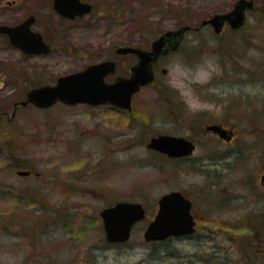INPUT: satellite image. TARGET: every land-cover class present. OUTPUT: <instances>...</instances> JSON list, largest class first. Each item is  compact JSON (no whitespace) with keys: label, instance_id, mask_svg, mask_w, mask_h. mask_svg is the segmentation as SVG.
I'll return each instance as SVG.
<instances>
[{"label":"rangeland","instance_id":"rangeland-1","mask_svg":"<svg viewBox=\"0 0 264 264\" xmlns=\"http://www.w3.org/2000/svg\"><path fill=\"white\" fill-rule=\"evenodd\" d=\"M91 1L93 14L69 23L56 13L53 0H0V24H17L35 14V30L52 46L48 54L28 55L0 33V264H93L80 256L76 245L91 250V244L106 238L100 211L119 200L143 203L148 218L133 228L123 247H115L117 255L110 251L102 264H137L141 259L144 264H237L238 253L228 259L223 255V261L212 255L210 259L212 241L195 246L206 233L224 251L233 244L225 236L243 232L220 230L218 218L210 214L209 220L203 207L198 212L209 227H201L195 242L188 237L145 240L144 231L164 193L182 189L203 197L207 190L200 166L170 161L146 143L163 132L189 134V124L178 120L190 114H198L201 121L225 117L236 122L241 67L254 78L262 75L264 0H255L258 7L240 32L226 28L218 35L209 26L189 31L179 50L161 58L156 80L135 96L133 111L139 114H132L131 122L122 110L105 105L30 104L19 105L14 113L15 104L35 87V78L24 79L28 74L42 72L40 77L53 84L95 57H107L114 48H149L164 31L198 26L236 2ZM135 60L134 55L120 58L119 73H127ZM8 63L13 69L20 66L21 79L11 77ZM221 95L228 96L226 105L220 104L225 101ZM11 155L19 161H12ZM19 169L33 174L20 176Z\"/></svg>","mask_w":264,"mask_h":264},{"label":"flooded vegetation","instance_id":"flooded-vegetation-1","mask_svg":"<svg viewBox=\"0 0 264 264\" xmlns=\"http://www.w3.org/2000/svg\"><path fill=\"white\" fill-rule=\"evenodd\" d=\"M82 1L89 2L93 5L92 11L88 13L93 14V11L95 9L94 3L91 0ZM253 1V7L246 10L244 23L237 29L231 28L230 23L226 21L221 31L219 32L215 31L213 25L209 23L206 25H203L201 23L200 25L187 30L177 49L170 50L165 54L159 55L157 60L153 63L155 78L151 83L156 80L161 58L165 55L179 50L182 46L186 34L189 31H198L204 26H209L211 30L218 35L224 34L226 28H229L231 31L233 30L240 32L247 23L248 14L252 11H255L258 7L256 1ZM85 15L78 16L75 19L64 17L62 15L61 16L67 22L74 23L81 21ZM35 16L37 21L38 17L37 15ZM43 36L47 41L46 36L44 34ZM151 47L152 42L149 48L144 49L151 50ZM117 48H114V50L111 51V53H109L107 57L100 59H97V57H95V59L91 63L85 65L83 68H81V70L85 69L91 64L98 63L104 60H110L115 62L116 68L113 73H110L105 77V80L107 82L115 81L118 76H130L132 73V66L138 62L139 58L134 53H119L117 51ZM130 55H134L136 57L135 62L130 66L127 73H119L120 58ZM166 70L167 69L164 68V71ZM261 71L262 75L259 78H254L252 74L248 73L244 66L241 67L240 73L244 75V78L240 79V91L236 97L237 101L235 100L236 108L238 110L236 114H239L236 117L237 120L235 123H229V120L225 119V117L222 119L208 117L206 120L201 121L202 119H199L198 114H190V116H188L186 119L183 118L178 120L179 123L183 125L186 124V122L189 124V134L185 135L182 133L166 132L158 134H168L188 139L194 145V149L190 154L170 156L165 152L149 148L147 144L153 136L146 143V146L150 150H153L161 157L163 156L170 161L180 163L187 162L195 166H200L205 174L204 178L207 188L206 193L203 197H199L198 194L189 195L182 189H175L183 191L186 197L191 200V212L196 222L195 229L189 235L169 237L167 239L157 241L164 242L174 238L178 239L188 237L195 242L194 237L201 230V227L204 228L203 230H206L209 227V224H207L206 222L202 223V216L198 212L199 209L203 207L205 211L208 210L206 216L209 215L207 216L209 217V220L210 214H214L215 218H218L219 223L221 224L220 230L226 229L233 232L243 230V232L239 235L229 233L226 236L221 233L222 236H225V238L227 237V240H230L231 243H233L230 248H226L224 249V251L221 248L222 244L219 245V242L208 239L207 237L211 236L207 235L206 233H204V239L196 240V247L208 245L209 241H212L214 242L213 245H208L210 250V259L211 255L214 258H221V260L223 259V255H225L226 259H228L229 254L238 253L239 259L237 260V264H264V118L260 119L257 115L264 114V66L261 67ZM151 83L144 86L143 88L151 85ZM249 85L253 86L251 90H248L247 88ZM139 92H137L133 96L131 110L122 109L109 103L97 106L105 105L122 110L120 112L124 113L123 115L127 116L126 119L131 122V115L139 114L133 111V101L135 96ZM219 97L221 100H225L220 104L225 103L226 105V99L228 96L226 97L221 95ZM32 174L33 172L31 171L30 175ZM36 174L39 175L38 172ZM114 203L110 205H113ZM145 208L146 216L144 219L148 218V208L146 206ZM154 217L151 218L149 223L154 219ZM139 222L140 221H138L133 226V228ZM104 232L106 235L105 227ZM130 239H128L127 241H110L106 235L105 239H100V243L91 244V250L86 249L84 251L83 245L85 244H78L76 246L78 247L77 251L81 252L79 253L80 256L82 257L84 255L85 259L88 260V263L102 264L109 258L110 251L114 250L117 255L115 247H123ZM236 240L238 241L236 242ZM102 242L103 244H101ZM261 244H263V246H261ZM205 253L206 251H204V255ZM235 260L236 259L234 258V261ZM115 264L121 263L115 262ZM123 264H131V262L129 261ZM137 264H144V260L141 259Z\"/></svg>","mask_w":264,"mask_h":264},{"label":"water","instance_id":"water-1","mask_svg":"<svg viewBox=\"0 0 264 264\" xmlns=\"http://www.w3.org/2000/svg\"><path fill=\"white\" fill-rule=\"evenodd\" d=\"M53 1V8L58 14L72 19L88 14L93 9L91 3L82 0ZM253 5V0H236L231 10L212 14L204 19L202 24L209 23L219 32L228 21L231 28L237 29L245 21L246 10ZM35 22L36 16L30 14L17 24L1 23L0 32L8 36L12 45L25 53L37 55L49 53L52 46L40 31L33 28ZM191 28V25L185 24L177 29L164 31L153 40L151 50L140 46H119L117 48L119 53H134L139 58L132 66L130 76H118L115 81L107 82L105 77L115 71L116 65L114 61H100L83 70L62 75L53 84L31 88L26 98L15 104L14 113L19 105L33 104L38 108H50L58 102L67 105L88 103L94 106L109 103L131 110L134 94L155 78L153 63L159 55L177 49L185 32ZM147 146L170 156L190 154L194 149V145L188 139L168 134L153 136ZM16 173L28 176L31 171L19 169ZM158 204L159 209L154 219L144 231V238L147 241L189 235L194 231L196 222L191 212L192 202L183 191L171 190L164 193ZM145 216L146 208L143 203L127 200L117 201L101 211L106 235L110 241L130 239L133 226Z\"/></svg>","mask_w":264,"mask_h":264},{"label":"trees","instance_id":"trees-1","mask_svg":"<svg viewBox=\"0 0 264 264\" xmlns=\"http://www.w3.org/2000/svg\"><path fill=\"white\" fill-rule=\"evenodd\" d=\"M10 65H11V63L7 64V66H10ZM14 67H15V69H13V67L11 65V71H12L11 72V77H14L16 79H21L22 75H23L22 69L19 70L20 68H18V67H20V66H18L17 64ZM26 73H28V72H26ZM42 75H43L42 72H37L36 75L35 74H28L27 76H25V77L23 76V77H24V79H27V80H29L31 78H35L36 81H34L35 82L34 86H38V85H42V84L47 83L46 82L47 79H44L43 77H40ZM16 158L17 157H15L14 155H11L12 161H15V162L19 161V160H15Z\"/></svg>","mask_w":264,"mask_h":264}]
</instances>
